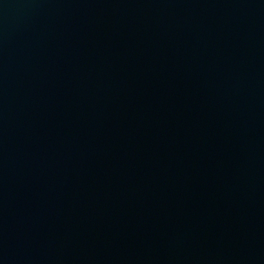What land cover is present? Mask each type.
<instances>
[{"label":"water","instance_id":"obj_1","mask_svg":"<svg viewBox=\"0 0 264 264\" xmlns=\"http://www.w3.org/2000/svg\"><path fill=\"white\" fill-rule=\"evenodd\" d=\"M0 264H264V0H0Z\"/></svg>","mask_w":264,"mask_h":264}]
</instances>
